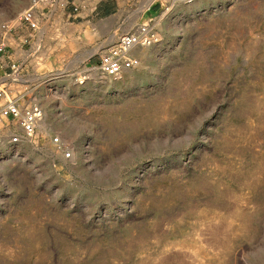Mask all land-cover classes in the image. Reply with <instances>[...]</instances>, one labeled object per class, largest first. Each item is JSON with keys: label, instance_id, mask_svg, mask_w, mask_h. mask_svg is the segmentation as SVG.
<instances>
[{"label": "rangeland", "instance_id": "374dc122", "mask_svg": "<svg viewBox=\"0 0 264 264\" xmlns=\"http://www.w3.org/2000/svg\"><path fill=\"white\" fill-rule=\"evenodd\" d=\"M156 29L114 78L83 41L24 74L42 117L36 144L0 139V264H264V0L176 3Z\"/></svg>", "mask_w": 264, "mask_h": 264}, {"label": "built area", "instance_id": "2783aa9c", "mask_svg": "<svg viewBox=\"0 0 264 264\" xmlns=\"http://www.w3.org/2000/svg\"><path fill=\"white\" fill-rule=\"evenodd\" d=\"M99 1L79 0L77 7H84L86 3L85 9L93 11ZM110 1L127 10L133 6L131 12H135L134 21L137 18L99 54L94 65L102 75L114 78L139 64L134 54L136 48L148 47L158 41L156 19L161 13L176 3L187 4L193 0ZM67 3V0H29L27 6L14 18L0 24V54L7 50H17L9 53L11 56L6 70L0 76V139L8 144H36L39 140L37 126L42 117V108L33 95L32 85L24 79V74L43 62L46 52L39 41L36 42V36L51 25L53 15L63 10ZM150 8H155V14L141 18ZM50 142L59 149L63 159L70 157L69 149L62 145L58 136L51 137Z\"/></svg>", "mask_w": 264, "mask_h": 264}, {"label": "crops", "instance_id": "0c3cea01", "mask_svg": "<svg viewBox=\"0 0 264 264\" xmlns=\"http://www.w3.org/2000/svg\"><path fill=\"white\" fill-rule=\"evenodd\" d=\"M67 2L68 3L63 10H60L53 15L51 25L42 29L37 34L36 42L39 41L47 56H49L51 44L53 45L52 48L63 42L71 44L73 48L70 47L71 50H69V48L68 50L73 55H76L78 48H76L74 45L79 44L80 41H83L85 48L90 46L89 50H93V48H96L97 51L100 50L96 57L97 61L99 54L115 40L116 37H114L112 41L113 35L117 36L115 32L119 28H122L121 30H123V26L125 23L128 25L129 20L127 22L125 21V17L121 16L122 14L119 13V10H121L120 6L110 0L99 1L93 11H88L85 9L86 3L84 4V7H77L79 0H67ZM151 10H153L155 14V8H150L141 15V18L153 16L154 14L147 15V12ZM109 18H113L112 23L108 25L109 27L105 25L99 27L96 25L98 24L97 22L107 20ZM136 20L137 18L135 21ZM132 23H130V25ZM92 24L97 26L96 29H92ZM85 26H89L90 30L93 32L91 34L88 33L87 30L83 29ZM89 34L92 36L93 42L84 38L85 35ZM92 44L94 45L92 46ZM14 52H17V50H7L6 53L0 54V76L5 72L7 62L11 54Z\"/></svg>", "mask_w": 264, "mask_h": 264}, {"label": "bare ground", "instance_id": "6f19581e", "mask_svg": "<svg viewBox=\"0 0 264 264\" xmlns=\"http://www.w3.org/2000/svg\"><path fill=\"white\" fill-rule=\"evenodd\" d=\"M33 81H34V79H33Z\"/></svg>", "mask_w": 264, "mask_h": 264}]
</instances>
